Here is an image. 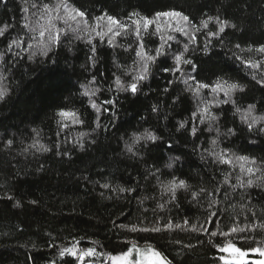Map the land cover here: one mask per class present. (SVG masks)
Instances as JSON below:
<instances>
[{"label": "snow or ice", "instance_id": "1", "mask_svg": "<svg viewBox=\"0 0 264 264\" xmlns=\"http://www.w3.org/2000/svg\"><path fill=\"white\" fill-rule=\"evenodd\" d=\"M9 2L0 0V5L8 10ZM17 10L20 13L18 23L4 22L0 27V102H5L16 86L14 70L23 62L55 65L59 62L60 51L66 47L68 52H73L80 42L87 48L86 62L81 68L90 78L81 83L78 91L86 98L94 119L88 124L89 131H79L73 138L72 127H83L86 118L80 109L61 107L55 113L57 139L51 145L43 142L42 132L37 128L31 129L27 142L5 130L0 134V153L14 159L32 157L37 160L51 153L62 160H70L75 151L98 148L102 133L120 129V94H125L126 98L148 95L144 91L146 82L154 77L153 69H157L171 77L163 92L181 93L173 96V107L191 97L190 116L178 122L176 131L194 138L192 151L199 153L202 164L208 169L207 178L201 177L199 186L171 171L180 162V156L171 157L165 164L170 170L168 179L162 178L164 174L159 167L146 166L143 186L140 180L131 179V173L129 180L119 183L118 178L104 168L98 170L100 180L83 176L94 190L100 189L101 199L123 198L126 204L136 203L137 222L125 224L113 220L114 228L149 237L160 234L168 239L174 254L151 244L141 247L135 241L119 253H105L95 247H79L83 238L72 236L64 246L55 241L48 244L57 249L59 257V261L52 259L48 264H187L191 255L205 244L221 254H229L231 259L224 255L218 258L222 264H264V207L257 209L250 191L253 188L264 191V157L238 154L230 147L233 138L241 133H246L253 145L264 139V95L259 100L253 98V102L246 105L243 103L251 91L264 93V42L233 43L232 37L245 31L240 23L221 18L219 13L202 12L197 19L176 7L157 10L151 15L131 9L123 17H117L104 9L93 15L85 4H77L76 0H19ZM256 23L264 25V15ZM217 48L224 50L229 59L239 62L237 72L243 70L250 76L248 83L241 82L243 77L227 74L198 78L203 61L198 60L197 55L210 56ZM108 49L113 52V70L106 75L107 70H102L100 65L103 63L101 52ZM124 54L130 63L121 62L119 57ZM250 83L252 88H249ZM80 102L83 104L84 100ZM150 111L168 119L159 103L153 104ZM229 112L233 127L227 126ZM125 136L128 138H118L123 144L121 155L131 161H143L147 165L145 155L159 148L161 143L175 151L172 143L162 141L151 128L137 129L130 135L126 132ZM201 136H205L203 143H195ZM101 164L107 167L106 161L102 160ZM36 171H45L44 164L38 161ZM149 180L155 182L156 194H146ZM181 190L186 194L185 199L190 197V205L204 208L202 220L194 223L187 214L180 215L179 210L184 207L178 195ZM0 193V201L11 202L14 208L24 207L13 194L12 186H0ZM148 201L152 202L151 207L146 206ZM28 204L38 207L40 202L33 199ZM173 210L175 215H171ZM120 215L127 219L130 213L121 208ZM13 229L20 230L18 226ZM175 233L186 234L187 241ZM205 236L209 239L205 240ZM218 237L226 242H215ZM245 244L255 246L244 247Z\"/></svg>", "mask_w": 264, "mask_h": 264}, {"label": "trees", "instance_id": "2", "mask_svg": "<svg viewBox=\"0 0 264 264\" xmlns=\"http://www.w3.org/2000/svg\"><path fill=\"white\" fill-rule=\"evenodd\" d=\"M76 2L85 4L93 15L104 9L117 17H123L131 9L151 15L154 11L171 7L182 8L197 19L202 12L210 15L219 13L221 18L227 17L233 22H238L245 29L244 32L236 33L232 37L233 43L264 42V25L256 23L259 17L264 15L262 11L264 3L261 0H76ZM18 4L19 0H10L8 10L0 5V27L4 22L18 23L20 19ZM86 53L87 48L77 42L73 52H68L66 47L59 52V62L55 65L51 62L41 64L25 61L18 70H14L16 86L6 101L0 102V134L7 130L9 135L16 133L27 142L31 129L37 128L42 132L43 142L51 145L57 139L55 133L58 117L55 113L61 107L80 109L86 118L87 123L83 127H72L73 138L79 131H89L88 124L94 119V114L88 108L86 98L81 97L78 91L81 83L90 78L89 73L81 68L86 62ZM101 56L103 63L100 68L107 70L106 75L110 74V70H113L112 50L102 51ZM119 58L121 62L127 60L130 63L127 54ZM197 59L203 61L200 64L201 76L198 78H214L213 74H227L234 78L243 77L241 82L244 83L250 80V76L243 70L237 72V69H240L239 62L226 57L224 50L220 48L210 56L198 54ZM153 72L154 77L146 82L144 89L148 95L126 98L125 94H120L118 107L120 129L119 131L113 129L107 134L102 133L98 148H89L86 152L75 151L70 160L68 158L62 160L51 153L38 157V160L32 157L14 159L6 153H0V186H12L13 194L24 204L23 208H14L11 202L0 201V233H10L7 236L0 234V264H48L52 259L59 261L57 249L48 247V244L55 241L64 246L72 236L77 239L83 238L79 247H95L105 253H119L135 241L141 247L151 244L161 250H167L170 255L174 254L168 239L160 234H152L149 237L148 234L130 233L125 229L114 228L113 220L125 224L137 222L139 213L136 211V203L126 204L123 198L101 199L100 189L96 187L94 190L92 184L82 179L83 176H88L92 180H100L98 170L104 168L117 177L119 183L129 180L131 173V179L140 180L143 186L145 182L142 177L146 166L155 165L162 170L163 179L170 178V170L165 164L175 156L181 157L180 162L171 170L177 177L188 179L194 186L200 185L201 177L207 178V165L202 164L198 152L192 151L194 138L187 133L176 131L178 122L187 120L190 116L193 107L191 97L173 107V96L181 93L177 91L171 95L165 94L163 88L171 77L157 69H153ZM252 87L253 84L250 83L249 88ZM262 95L264 93L258 90L251 91L243 103L245 105L251 103L253 98L259 100ZM82 99L83 104L80 102ZM156 103H159L162 113L168 116L167 120L151 113L150 108ZM227 120V126L233 127L230 112ZM236 123L239 124L238 117ZM144 128L156 131L162 137V141L174 145L175 151H170L166 143H161L159 148H153L151 153L145 155L147 165L143 161H131L122 156L123 144L118 138L127 139L126 132L130 135L133 131L137 129L143 131ZM204 139L205 136H201L195 143L202 144ZM230 147L238 154L264 157V139L253 145L249 143L246 133L233 138ZM102 160L106 161L107 167L101 164ZM38 161L44 164L45 171H36ZM156 191L155 182L149 180L146 194H156ZM250 191L257 209L264 207V191L257 188ZM178 195L184 205L179 210L180 215L187 214L194 223L197 219L202 220L204 208L195 204L190 205L188 203L190 197L185 199L186 194L182 190ZM33 199L40 202L38 207L28 204V201ZM146 206L151 207L152 202H146ZM121 208L125 213H130L127 219L120 215ZM175 214L173 210L171 215ZM13 226H18L20 230H14ZM174 235L185 241L188 239L183 233ZM204 239L209 238L205 236ZM215 242L226 241L223 237H218L215 238ZM221 255L223 254L215 248L205 244L191 255L187 264H220L218 258ZM65 259L71 261L69 257Z\"/></svg>", "mask_w": 264, "mask_h": 264}, {"label": "rangeland", "instance_id": "3", "mask_svg": "<svg viewBox=\"0 0 264 264\" xmlns=\"http://www.w3.org/2000/svg\"><path fill=\"white\" fill-rule=\"evenodd\" d=\"M223 255L225 256L226 259H231V257L229 256L228 253H223ZM220 264H222V262L220 261Z\"/></svg>", "mask_w": 264, "mask_h": 264}]
</instances>
